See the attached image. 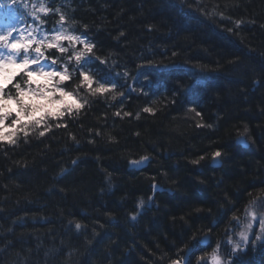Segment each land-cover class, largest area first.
<instances>
[{
    "label": "trees",
    "instance_id": "obj_1",
    "mask_svg": "<svg viewBox=\"0 0 264 264\" xmlns=\"http://www.w3.org/2000/svg\"><path fill=\"white\" fill-rule=\"evenodd\" d=\"M18 5L34 28L89 39L86 70L123 95H88L77 71L65 84L87 103L66 128L50 120L43 137L41 128L0 144V264H171L190 247L187 264H211L208 246L264 200V0ZM256 236L224 248L222 264H264Z\"/></svg>",
    "mask_w": 264,
    "mask_h": 264
},
{
    "label": "snow or ice",
    "instance_id": "obj_2",
    "mask_svg": "<svg viewBox=\"0 0 264 264\" xmlns=\"http://www.w3.org/2000/svg\"><path fill=\"white\" fill-rule=\"evenodd\" d=\"M4 3H8L10 7H18V0H0V8ZM27 4L25 3V7ZM39 11L47 14L49 9L41 4ZM59 11V9H57ZM65 17L60 16V21L63 22ZM239 23V22H237ZM14 32L18 34L14 35ZM38 29L32 28L27 35L23 34V30H17L16 25L13 24L7 15L0 19V81H4V76L9 64H19L20 71L15 73L13 77H9L4 82H0V144H16L19 134L25 137L29 136L31 132L39 130V135L43 137L46 132L50 130V120L57 121L56 127H67L62 121L66 115L72 116L77 114L87 103V99L83 103L80 102L78 93L68 91L65 82L70 83L73 76L78 71L79 83L77 88L83 89L90 96L104 95L112 92V99H116L122 93L114 92L116 88L115 82L105 81L103 77L96 79L91 73V70H86V65L91 61L94 53L95 45L89 39L82 38L80 35H73L67 32V29L61 28L59 31L53 30L51 38L46 34L34 35ZM63 41H67L68 46H65ZM55 49L61 56L67 55V62L63 64V71L58 70L55 65L58 58H53L52 55L46 54L48 50ZM70 53V54H69ZM175 55V53H173ZM51 59V63H49ZM101 64H105L106 60L96 57ZM75 61V67L72 72H69V65ZM46 76L49 80H55L51 87L38 86L32 87L33 75ZM128 75L127 72L124 73ZM27 77L24 83L16 82V78ZM58 78V79H56ZM64 85V86H62ZM9 86L16 89V94L12 95L8 91ZM31 95L32 97L40 98L45 101L51 97L53 103L40 104L33 102H24V97ZM12 101L17 105L15 111L10 110L7 105ZM194 111V109H190ZM145 113L153 112L150 107H144ZM120 116V112L114 113ZM124 116H130L131 113L124 112ZM200 115L199 112L196 113ZM243 135V134H241ZM74 139V137H73ZM220 152L213 153V157H219ZM146 160L147 157H142ZM197 161H193L196 163ZM252 220L257 217L254 212L248 213ZM261 232L264 233V217L260 218ZM80 227L79 224L76 225ZM253 224L250 221L246 224L243 230L239 233L241 241L245 244L249 242V233L252 230ZM261 239V236H257ZM229 243H233L229 238ZM240 247L239 243L233 244V252ZM219 248V245H218ZM217 249L213 250L211 254V264H222ZM173 264H176L174 261Z\"/></svg>",
    "mask_w": 264,
    "mask_h": 264
},
{
    "label": "rangeland",
    "instance_id": "obj_3",
    "mask_svg": "<svg viewBox=\"0 0 264 264\" xmlns=\"http://www.w3.org/2000/svg\"><path fill=\"white\" fill-rule=\"evenodd\" d=\"M0 19H2V18H0ZM14 24L16 25V28L18 31L23 30L24 35H27V33L30 31L27 28H25L23 25H21L20 23H14ZM13 34L16 35V34H18V32H14ZM33 34L37 35V36L40 35V33H33ZM48 62L51 63L50 61H48ZM19 70H20L19 64H9L7 66V71H6L5 76H4V81H6V79L9 77H13L14 74L17 73ZM60 71L62 72L63 69H61ZM56 79H58V78H56ZM4 81H0V82H4ZM30 82L32 83L33 88H36L38 86H47L50 88L51 85L53 83H55V80H49L46 76L34 74L32 77V80ZM24 102L25 103L33 102V103L48 104V105H51L53 103V101L51 100V97H49L48 100L45 101V100L40 99V98L32 97L31 95L25 96ZM7 107L13 111H15L17 109V105L12 101L8 102ZM249 212H254L257 219L252 220V217L248 214ZM262 217H264V200L261 201L260 203H252L251 206H248L246 208V210L244 211V213L242 214V217L240 219H238V221L236 222L237 225L235 227H231L228 230V234L226 236V239L225 240L222 239L220 243L217 242L216 244L208 246L209 247L208 252L210 253V258H211V254L213 253V250L217 249L218 245H219V248L217 251V255L219 256L221 262L223 261V258H224L223 257V249L224 248L230 246L231 250H233V244H235V243H239L240 247L245 246L246 244L243 241H241L239 233L243 230L244 226L246 224H248L250 221L252 222L253 227L249 233V239H251V237L254 236L255 233H257L258 236H261V238H264V234L261 232V225H260V218H262ZM229 238H231L233 243H229ZM207 245H209V242H207L203 246H207ZM194 250H196V247H193L192 252ZM192 252L190 253L189 258L191 256Z\"/></svg>",
    "mask_w": 264,
    "mask_h": 264
},
{
    "label": "water",
    "instance_id": "obj_4",
    "mask_svg": "<svg viewBox=\"0 0 264 264\" xmlns=\"http://www.w3.org/2000/svg\"><path fill=\"white\" fill-rule=\"evenodd\" d=\"M235 142L238 143V144H240V145H242V146H244V147H247V146H248V143H247V141L245 140L244 136L238 137V138L236 139ZM148 160H149V158L147 157L146 160H140V161L135 162L134 164H135L137 167H143V166L146 165V163L148 162ZM211 164H212V165H219L220 163H219V161H218V157H215V158L213 159V161L211 162ZM153 188H154V190H156V191H160V190H161V188L158 187L156 184H153ZM166 190H168V189H166ZM208 237H209L208 235L204 236V237L199 241V243H200L201 245L206 244V243L208 242ZM192 250H193V247L188 248V249L186 250V252H185L183 258H182L180 261H175L176 264H187V262H188V260H189V255H190V253L192 252ZM171 264H173V263H171Z\"/></svg>",
    "mask_w": 264,
    "mask_h": 264
},
{
    "label": "bare ground",
    "instance_id": "obj_5",
    "mask_svg": "<svg viewBox=\"0 0 264 264\" xmlns=\"http://www.w3.org/2000/svg\"><path fill=\"white\" fill-rule=\"evenodd\" d=\"M157 185V184H156ZM153 186V185H152ZM158 187H160L159 185H157ZM161 188V187H160ZM154 189V188H153ZM169 190V189H168ZM155 191V190H154Z\"/></svg>",
    "mask_w": 264,
    "mask_h": 264
}]
</instances>
